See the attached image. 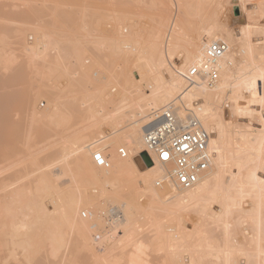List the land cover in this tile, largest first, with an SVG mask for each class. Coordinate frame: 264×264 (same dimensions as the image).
<instances>
[{
  "label": "bare ground",
  "instance_id": "obj_1",
  "mask_svg": "<svg viewBox=\"0 0 264 264\" xmlns=\"http://www.w3.org/2000/svg\"><path fill=\"white\" fill-rule=\"evenodd\" d=\"M89 1L91 0L83 2L81 0L82 3L76 1L77 4L73 7L74 0L71 5L67 0H46L43 7L41 4V7H38L35 4L32 6L33 0L31 5L27 4L30 7L24 12L26 17L37 21L34 29L37 33L36 41L32 45H27V54L30 58L28 63L31 64L37 81V76H41L50 81L65 79L68 83H65L68 86L62 83L64 86L59 91H62V98L65 100H57L58 102L53 104L50 100V107L43 112L32 110L31 119L33 118L35 122L47 121L50 126L57 125L59 128L60 125H67L74 116H78L77 118L81 120L79 121L81 126L78 127H82V133L79 128V131L73 130L74 133L68 130L71 132L68 138L70 143L71 141L74 143L72 144L74 147L70 145L72 147L70 150L65 144L69 147L68 150L65 149V155L59 154L58 150L57 157L67 159L75 156L74 159H69H73L76 175L71 161L66 162L72 165L71 170L79 180L75 178L77 181L74 179L75 186L68 189L66 182L64 185L59 183L66 187L64 188L66 190L57 186L58 182L54 184L69 165L58 172L61 176L57 179L44 168L43 171L46 172L44 175L39 179L37 175L35 176L38 180L36 186L26 183L27 187L30 185L29 189L24 187L25 183L23 186L18 184L15 187L16 181H20L19 173L16 176L18 180L14 176L1 178L0 175V264H63V258L61 260L51 258L52 255L57 256L59 248L65 245V240H69L66 239L68 236L64 237L65 234H70L69 232L74 239L72 245L75 248L72 246V250L75 249L74 252L79 253L78 257L81 255L82 258L83 255L89 259L90 262L87 261L90 264H120L122 258H126L127 264L154 262L157 264L156 256L162 264H264V0L258 1V9L250 8L252 0H233L236 2L232 5L233 9L236 5H241V15L237 18L232 17L230 10L228 12L223 10V0H158L157 5L154 4L155 0H152L161 19L158 18L155 31L148 34L149 37L144 40L143 37H139L141 34L133 30V32L130 30L131 35L127 31L129 35L119 33L120 35L109 37L98 33L97 25L89 17L100 10L94 11V6L92 3L89 4ZM73 11L79 13V20L71 16ZM148 11H151V8ZM48 14L51 16L49 20L42 18ZM193 15L197 16V21L193 20ZM234 23H238L239 28ZM217 40H224L229 45L228 51L219 59V80L213 84L199 81L189 85L181 73L198 64L203 59L207 46ZM0 43L6 46L3 36L0 37ZM2 45L1 49L4 48ZM51 48L55 49L54 56L49 54ZM81 48L91 50L89 54L94 61L98 63L101 61L97 63L99 65L97 67L102 69L100 64L105 65L114 56H118L119 59L125 50L126 55L128 53L134 58L135 66L132 67L134 62L130 64L132 67L130 70V66H127L128 72L124 70L127 69L125 65L123 71L122 67H119L121 73L117 70L119 68L116 69L120 75L114 77L118 81V84L115 83L121 86L119 90L124 92L118 95L124 97L120 100L112 99L110 105L102 103L106 100L104 96L102 97L106 94L102 92H105L104 86L109 82L105 84L104 81L110 80L109 76L112 74L107 73L108 68L105 66L104 70L100 71L101 68L94 70V63L93 65L89 63V67L86 68L85 62H82L86 59L81 60L80 57ZM1 49L0 55L3 56L5 51ZM105 49H108L109 53H105L107 52ZM9 59L3 61L7 63ZM126 60L124 62H127ZM25 73V69H18L5 81L13 83L25 80L29 72ZM64 87L67 89H63ZM10 96L6 97L7 102L11 101L8 99ZM24 96L26 98L22 100L29 107L30 96L28 94ZM59 97L56 96L58 99ZM12 98L16 99V97L10 99ZM99 102L101 105L97 107ZM170 104L176 106L182 117H186L188 111H192L211 133L210 166L190 189H181L169 183L172 167L154 161L155 156L148 151L144 140L146 126L152 119L151 110L161 109ZM33 123L31 124L34 125ZM11 126L0 127V160L6 156L5 154L11 155L6 153L4 148L11 143L14 146L19 135L16 134L18 128L16 130V126L10 128ZM51 129L46 130L44 127L38 129V133L40 130L39 134L46 138L50 136L45 135H48ZM75 131L78 134H75ZM61 135L64 137L62 140L67 138V134L66 137L65 134ZM59 137L58 135L57 138ZM53 142L56 144L58 141ZM47 145L45 146L48 147ZM60 147H63V144ZM121 149L126 151V156L121 155ZM96 151L102 152L109 160V168L97 167L94 164L92 157ZM15 153L13 151L11 156ZM57 153L52 155L53 158L47 161V164L53 163L52 159L54 160ZM35 154L40 161L42 156H38V152ZM37 157L34 158L35 161ZM57 157L55 159L58 161ZM145 158H149L151 164L148 165ZM18 159L15 160L17 164ZM46 159L43 162H46ZM57 161L52 164L54 168ZM43 162L37 161V165L39 163L46 165ZM2 164L3 170L6 166L5 171L13 170L14 164L9 165L11 166L9 170L8 165ZM63 164L61 165L65 167V160ZM55 170L57 171V168ZM1 171L0 168V173ZM22 171L24 173V170ZM39 171L37 169L36 172ZM68 171L72 174V171L67 169ZM11 177H14V180L16 178L14 184V181H9ZM158 180L168 181L162 190L154 186ZM90 186H95L99 197L105 196L100 197L102 199L109 198L113 203L122 200L119 201V205L111 202L107 205L120 206L124 214L123 219L115 221L110 229H106L101 213L105 207L102 209L101 206H97L100 203L96 202L99 197L87 193L86 189ZM52 193L58 197L53 198ZM138 194L148 197L147 206L142 207L148 214L154 215L156 207L159 206L161 211L168 213V216L171 215L170 218L165 215L171 220V225L165 226L166 224H161L158 218H154L151 220L154 234L143 233L142 236H138L133 225L134 220L132 221L142 205L138 201ZM48 195L53 199L52 205L47 203ZM101 201L102 204L105 203L104 200ZM84 211L90 213L89 217H83ZM187 222H190V226ZM120 227H123L122 230ZM95 230L97 231L94 232ZM118 242L123 245L121 250L123 253ZM130 245L132 249L129 248L131 250L127 255L124 254L127 251L124 248ZM74 252H70V255ZM68 258L70 264H77L70 261L72 258L76 261L74 254L72 258L71 256ZM68 258L64 257L67 262ZM67 262L64 261V264Z\"/></svg>",
  "mask_w": 264,
  "mask_h": 264
},
{
  "label": "rangeland",
  "instance_id": "obj_2",
  "mask_svg": "<svg viewBox=\"0 0 264 264\" xmlns=\"http://www.w3.org/2000/svg\"><path fill=\"white\" fill-rule=\"evenodd\" d=\"M32 1L33 0H0V37L1 36H3L4 38H5V40H6V46H4L5 45V42L3 43L4 45H2L1 43H0V49H1V45L4 47V48H2V49H4V51H5V54H3V56H6L5 58L3 57V56H1L0 55V60H1V58H2V60L0 61V127H2V128H5V126H7V128H8V126H11L10 128H12L13 127V125H14V127H15V129L17 130V128H18V133H16V134H21L20 136L19 135H17V140H16V142H14V146H15V149H16V151H15V149H14V146H13V144L11 145V144H8V145H10V147H7L8 145H6V148H9V149H6V148H4L5 149V152L6 153H10L11 155L13 154V151H14V155L13 156H11V155H8V154H5L6 156V159H5V157H3L1 160H0V168L2 169V171H1V173H0V175L2 176H0L1 178H3V177H9L10 178V176H14V177H16L17 175H18V173H19V179H20V181H16V183L17 182H19V183H15V180H16V178H15V180H14V177H11V179L9 180V181H14L13 182V184L15 185V187H17L18 186V184L19 185H21V186H23L24 185V183H25V185H24V187L26 188L27 187V185H26V183L27 184H32V185H35L36 186V184H38V183H36L38 180H37V178L35 177L36 175H37V177H38V179H39V177L41 176V175H44V173H46V172H44L45 171V169H48V170H46L47 171V173L48 174H50V175H52L55 179H57L58 177H60L61 175H62V177H60L58 180H55L52 176H50V175H48L49 177H52V179H54L55 180V182H54V184L56 185V183H57V186H61L60 184H63L64 185V183L66 184V185H68L67 186V188L66 187H64L63 185L60 187L61 189H63V190H66V189H68L69 187H71V186H75V182H77L76 181V179L78 178V176H74V174L76 175V171H75V168H74V163H73V159L75 158V156H71V158H73L72 160H70L71 158L70 157H68L67 159H64L65 157H62L63 158V160H60L59 161V159H62V158H58L57 156H59L58 155V150L60 151V152H63V153H60L59 152V154H63L62 156H64L65 155V149H67V148H69L70 150L72 149V147L71 146H73L74 147V145H72V144H74V143H72V141H71V143H70V140H69V138H68V136H69V133H74V131L73 130H78L79 131V129L81 130V128L80 127H78V126H81V124L79 123V121H81L79 118H77L76 116H74V118H72L69 122H68V124L67 125H60V127L59 128H57V125L55 126H50L49 124H48V122L47 121H42V122H35L34 120H33V118L31 119V114H32V110H36V111H40V112H43V111H46V110H48V107H50V103L49 102H51L50 100H52V104L53 103H55L57 100L58 101H63V100H65L64 98H62V94H61V92H59L60 91V88L62 89V87L64 86L63 84H65V83H67V81L64 79H62V80H60V81H56L55 79L54 80H46L45 78H42L41 76L39 77V76H37L38 77V81H37V78H36V76H35V73L32 71V66H31V64L30 63H28V62H30V58L28 57V52H27V45H32L35 41H36V32H35V25H37V21L36 20H34V19H32L31 17H26L25 15H24V12L27 10V8L28 7H30V5L32 4ZM44 1H46V0H34V2H33V4H32V6H34V4L36 5V6H38V7H41V5H42V7H43V5L46 3V2H44ZM77 1V3H82L83 2V0H82V2H81V0L79 1V0H74V2H73V0H67V2L69 3V5H71V3H72V5H73V7L74 6H76V5H74V4H77V3H75ZM79 1V2H78ZM117 1V2H116ZM115 1V3H113L114 2V0H91V1H89V4H91V5H93L94 6V8H93V10L94 11H97L98 9L100 10V12H96V14L94 15V14H91L90 15V17L89 18H91V19H93V23L94 24H96L97 26V29H98V33H100V34H102L103 33V35H105V36H112V35H117V34H122V35H124V34H128L129 32H130V35H131V31L133 30L134 32L136 31V32H138L139 34H141L139 37H143L142 39L144 40V38L145 39H147L148 37H149V35L148 34H152L151 32H153V31H155V29H156V22H157V20H159L158 18H160L161 19V17H159L160 16V14L158 15L157 14V7H155V5H157L158 4V0H153L155 3V5L153 4V1L152 0H142V2L140 1V3H139V1H136V2H134V1H131L130 3H127V2H125V1H123V0H116ZM148 2L147 4H146V2ZM156 1H158V2H156ZM249 1V0H248ZM255 1H259V0H252L251 2V6H250V8H253V9H258V5H259V2L257 3V2H255ZM38 2V3H37ZM66 2V3H67ZM111 2V3H110ZM120 2V3H119ZM121 2H122V4H121ZM133 2V3H132ZM138 2V3H137ZM223 2H224V7H223V10H225L226 12H228V10H230L231 11V14H232V17H236L237 18V16H240L241 15V5L239 4V5H236L235 7H234V9L232 8V5H234V4H236V2L235 1H233V0H223ZM37 3V4H36ZM95 3V4H94ZM123 3H125V4H123ZM127 3V4H126ZM142 3H144V4H142ZM157 3V4H156ZM27 4H30L29 6L27 5ZM41 4V5H40ZM111 4V5H110ZM132 4V5H131ZM134 4V5H133ZM138 4H139V6H138ZM144 6H142V5ZM121 5V6H120ZM130 5V6H129ZM135 5H136V7H135ZM149 5H151V6H149ZM95 6H97V7H95ZM122 6H124V7H122ZM148 6V7H147ZM159 6V5H158ZM114 7L115 8H117V9H114ZM119 7H121V8H119ZM132 7V8H131ZM138 7V8H137ZM141 7V8H140ZM153 7L154 8H156V9H153ZM69 8V7H68ZM95 8H97L96 10H95ZM129 8H131V9H129ZM151 8V11H148V9H150ZM119 9V10H118ZM121 9V10H120ZM125 9H128V10H125ZM139 9V10H138ZM70 10V9H69ZM116 10V11H115ZM124 10V11H123ZM130 10V11H129ZM136 10V11H135ZM141 10V11H140ZM134 11V12H133ZM123 13H125V14H123ZM130 13H132V14H130ZM159 13V12H158ZM71 16L73 17V19H80V17H79V13L78 12H76V11H73L72 13H71ZM158 16V17H157ZM231 16V15H230ZM42 18L43 19H45V20H49L50 18H51V16L48 14L47 16L46 15H44V16H42ZM192 18H193V20H196L197 21V16L196 15H193L192 16ZM132 22V23H131ZM159 22V21H158ZM157 22V23H158ZM134 23V24H133ZM133 24V25H132ZM234 25L237 27V28H239V25H238V23H234ZM128 28V29H127ZM132 28H134V29H132ZM127 29V30H126ZM43 29H40V31H42ZM131 30V31H130ZM139 30V31H138ZM127 31H129V32H127ZM132 31V32H133ZM123 32H125V33H123ZM40 34H41V32H40ZM108 34V35H107ZM119 34V35H120ZM129 35V34H128ZM148 36V37H147ZM147 37V38H146ZM1 49V50H2ZM84 48H81L80 50H81V60H83V58H85L86 59V61H82V62H85V67L87 68V66L88 65H90V64H92V63H94V65H95V63H96V65L94 66L93 64V67L95 68H92V69H94V70H97V69H100L99 67H97V65L99 64V63H101V61H99V63H98V61L96 62V61H94V58H92V56H91V54H89V53H91V50L89 51V50H87V49H84ZM106 50V49H105ZM104 50V51H105ZM109 50H110V48H109ZM107 52H105V53H109L108 52V49L106 50ZM126 51V50H125ZM125 51L122 53L123 55V57L121 56L119 59H118V56L117 57H115L114 56V58H112L111 59V63H112V65H111V63L110 62H107L110 66H108V64L106 63L105 65H103V64H100L102 67H103V69L101 68L100 69V71L101 70H104V66H105V68H108V70L106 69V71H107V73L108 74H112V75H114V76H112V75H110L109 77H110V80L108 79V80H106V81H104L105 82V86H104V89L105 90H103V91H105V92H102V93H104V94H106V95H102V97L103 98H105L106 100H103L102 101V103L103 104H106V105H110V103L111 102H113V100L112 99H114V100H117L118 98H119V100L122 98V97H124V96H121L123 93L121 92V90H119V89H121V88H119V87H121V86H119V85H117L118 83V81H116L115 80V78L117 77V76H119L120 75V73L123 71V65H125L126 67L125 68H127V66L129 67V70L133 67V66H135V60H134V58L131 56V55H129L128 53H127V55H126V53H125ZM127 52V51H126ZM4 53V52H3ZM49 54L50 55H52V56H54V54H55V49H53V48H51L50 50H49ZM121 55V54H120ZM119 55V56H120ZM124 55H125V58H124ZM128 55L130 56V57H128ZM127 56V57H126ZM11 60H10V59ZM28 58V59H27ZM90 58V59H89ZM8 60L9 59V61L7 62V63H5V61H3V60ZM127 59V60H126ZM129 59V60H128ZM134 60V61H132V60ZM116 60V61H115ZM122 60V61H121ZM127 61V62H124V61ZM3 61V62H2ZM89 61V62H88ZM117 61H118V63H117ZM131 61V62H130ZM87 62V63H86ZM134 62V64L132 65V67H131V65L130 64H132ZM3 63V64H2ZM90 63V64H89ZM98 63V64H97ZM124 63V64H123ZM128 64V65H126V64ZM92 65L90 66V67H92ZM118 65V66H117ZM99 66V65H98ZM106 66H108V67H106ZM114 66V67H113ZM89 67V66H88ZM97 67V68H96ZM119 67H122V71L120 70L121 68H119ZM21 68H23V69H25V71H26V73L25 74H27L28 72V74L26 75V76H28V77H25V80H21V81H17V82H13V83H6V79L7 78H9L16 70H18V69H21ZM110 68H111V71H109L110 70ZM117 68H119V69H117ZM118 71H120V73L119 72H117V70ZM124 70H126L127 72L129 71L128 70V68L127 69H124ZM109 71V72H108ZM114 71V72H113ZM32 72V73H31ZM105 72V71H104ZM34 73V74H33ZM114 73V74H113ZM116 73V74H115ZM119 73V74H118ZM107 74V75H108ZM35 76V77H34ZM111 76H112V78H111ZM29 77H31V78H29ZM115 77V78H114ZM34 78V79H33ZM40 78V79H39ZM114 78V79H113ZM35 79H36V81H35ZM43 79V80H42ZM5 81V82H4ZM112 81V83H110ZM45 82H47V83H45ZM117 84H116V83ZM63 83V84H62ZM110 83V84H109ZM68 84V83H67ZM67 84H65L66 86H68ZM46 85V86H45ZM106 86H107V88H106ZM113 86H114V88H113ZM63 89H67L66 87H64ZM108 89V90H107ZM116 89V90H115ZM117 89H118V91H117ZM52 90V91H51ZM110 90V91H109ZM145 90H146V88H145ZM54 91H56V92H59L60 94H61V98L59 97V95H57V94H55V92ZM66 91V90H65ZM64 90H63V92H65ZM49 92H52L51 94L49 93ZM107 92V93H106ZM110 92V93H109ZM112 92V93H111ZM24 93V94H23ZM122 93V94H121ZM13 94H15L14 96H13ZM17 94V95H16ZM29 95L30 96V105H29V107H27V105H25V103H24V99L26 98L24 95ZM113 94V95H112ZM118 94H121L120 95V97H119V95ZM9 95H11L10 97H8V99L9 100H11V101H9V102H7L6 101V97L7 96H9ZM20 95V97H18ZM54 95H56L57 97H59V99L58 98H56V96H54ZM23 96V97H22ZM108 96V97H107ZM115 96H117V98L115 97ZM11 97H16V99L15 98H12V99H10ZM49 97L51 98V99H49ZM54 97H55V99H54ZM114 97V98H113ZM102 98V99H103ZM109 98V99H108ZM23 99V100H22ZM48 99H49V101H48ZM61 99V100H60ZM111 99V100H110ZM108 100V101H107ZM6 101V102H5ZM54 101V102H53ZM57 101V102H58ZM106 101V102H105ZM56 102V103H57ZM108 102H109V104H108ZM118 102V101H117ZM101 105V103L99 102V104H97V107H99ZM36 108V109H35ZM29 109V110H28ZM46 109V110H45ZM147 113H149V111L147 112ZM74 115V114H73ZM72 116V115H71ZM76 117V118H75ZM32 120V121H31ZM32 122H34L33 124L34 125H32L31 123ZM47 122V123H46ZM38 123H40V124H38ZM46 123V125H44ZM36 125V126H35ZM48 125V127H50V128H46V126ZM52 125V124H51ZM64 126V127H63ZM67 126V127H66ZM13 127V128H14ZM32 127V128H31ZM36 127L38 128V129H44V127H45V129L46 130H49V129H51V127H52V129H53V132H52V129L49 131V133H48V135H45V136H49V137H46V138H43V136H41L39 133H40V130H39V133H38V129H36ZM55 127H56V129H55ZM77 128V129H76ZM79 128V129H78ZM20 129V130H19ZM35 129H36V131H35ZM57 129H59V130H57ZM60 129H62V131L60 130ZM72 129V130H71ZM84 129V128H83ZM68 130H70V131H68ZM60 131V132H59ZM67 131V132H66ZM86 131V130H85ZM88 131V130H87ZM86 131V132H87ZM22 132V133H21ZM64 132V133H63ZM66 132V133H65ZM81 133H82V130L80 131ZM79 132V133H80ZM54 133V134H53ZM57 133H59V134H57ZM78 134V132H76L75 131V134ZM28 134V135H27ZM56 134V135H55ZM61 134H65V137H66V134H67V138H68V142L66 141V139L67 138H65L64 140H65V142H64V140H62L64 137L61 135ZM35 135H36V137H35ZM58 135L60 136L59 137V139L57 138L58 137ZM72 135V134H71ZM44 136V137H45ZM51 136H52V138H51ZM74 136V135H73ZM72 136V137H73ZM27 137V138H26ZM40 137H42V138H40ZM32 140H31V139ZM38 138H40V139H38ZM35 139H37V140H35ZM45 139V140H44ZM54 139H56V140H54ZM61 139V140H60ZM27 140H28V142H27ZM40 140V141H39ZM59 140H60V142L61 141H63L62 143H60L59 142ZM51 141L53 142V141H58L56 144H54L55 142H53V143H51ZM29 143V144H27V143ZM16 143V144H15ZM48 144V145H47ZM51 144H54V146L52 145L51 146ZM62 144H63V147H60V146H62ZM65 144L66 145H68L69 147H67V146H65ZM44 145V146H43ZM45 145H47L48 147H46ZM57 145V147H55ZM60 145V146H59ZM71 145V146H70ZM18 148H17V147ZM41 148H39V147ZM50 146V147H49ZM65 146V147H64ZM13 147V149H11ZM54 147V148H53ZM27 148H28V150H27ZM36 148V149H35ZM46 150H45V149ZM53 148V149H52ZM62 148H64V149H62ZM26 149V150H25ZM32 149V150H31ZM39 149V150H38ZM44 149V150H43ZM60 149H62V150H60ZM10 152H9V151ZM34 150V151H33ZM48 150V151H47ZM53 150V151H52ZM57 150V151H56ZM68 150V149H67ZM66 150V151H67ZM69 150V151H70ZM18 151V152H17ZM42 151V152H41ZM43 151L45 152V153H43ZM12 152V153H11ZM28 152H30V153H28ZM35 152L37 153H39L38 154V156L40 155V157L42 156V158H40L41 160L39 161V160H37L38 159V157L37 156H35V155H37V154H35ZM65 152V153H64ZM41 153V154H40ZM55 153H57L56 154V156H55V158L57 157L58 158V161L54 158V160L52 159V162L54 163L55 161H57L56 162V167L55 168H57V171L55 170V168H54V164L52 165V164H50L51 162H49L48 164H47V161H51V158H53L52 157V155L54 156L55 155ZM29 154V155H28ZM35 154V155H34ZM43 154V155H42ZM51 154V155H50ZM32 155H34L35 157H37L36 158V161H35V157L33 156L32 157ZM25 156V157H24ZM28 158H27V157ZM48 156H50V157H48ZM7 157L9 158L10 157V159H7ZM29 157H31V158H29ZM61 157V156H60ZM18 158H20V160L18 159ZM25 158V159H24ZM44 158V159H43ZM46 158H48V160L46 159ZM50 158V159H49ZM70 158V159H69ZM17 159H18V161H19V163L17 164ZM22 159V160H21ZM34 159V160H33ZM45 159H46V162H43V160L45 161ZM92 159V158H91ZM4 160H5V162H4ZM16 160V161H15ZM27 162H26V161ZM64 160H65V167H63L62 165H64L63 163H64ZM66 160H68L69 162L71 161V164L73 165H71L70 163L68 164V161L66 162ZM3 161V162H2ZM7 161V162H6ZM12 163H11V162ZM14 161H15V164H16V166H19V167H16L15 166V164H14ZM21 161H23V162H21ZM31 161V162H30ZM35 161V162H34ZM37 161L38 162H43L44 164H46V165H43L42 163H39V165H37L38 163H37ZM61 161L63 162V163H61ZM5 163V166L6 165H8V163H9V165H13L12 166V168H13V170H9V169H11L10 167L11 166H9L8 167V170L10 171H5V170H7V166L5 167L6 169L5 170H3L4 168H2V166L4 165V164H2V163ZM24 162H26V163H24ZM59 162H60V164H59ZM22 163H23V165H22ZM30 163V164H29ZM33 165H32V164ZM35 163H36V165L38 166V168H37V166L35 165ZM62 164V165H61ZM27 165V166H26ZM29 165V166H28ZM47 165H48V167H47ZM50 165H52V166H50ZM58 165H59V167H62V168H59L58 167ZM61 165V166H60ZM71 165L73 168H74V171H75V173L73 174V170H71L72 169V167L70 166V168H69V166ZM32 166V167H31ZM34 166V167H33ZM51 167V170H50V167ZM67 166H68V168H67ZM4 167V166H3ZM36 167V168H35ZM40 167H42V168H40ZM47 167V168H46ZM52 167L54 168V169H52ZM16 168V169H15ZM18 168V169H17ZM21 168V169H20ZM35 168V169H34ZM45 168V169H44ZM65 168H67L68 170H70V171H72V174H71V172H67V169L66 170H63V169H65ZM20 169V170H19ZM30 169H31V171L33 172H31L30 171ZM35 171H34V170ZM37 169L38 170H40L39 172H36L37 171ZM43 169H44V171H43ZM59 169V170H58ZM19 170V172H16V171H18ZM22 170H24V173H23V171ZM27 170V171H26ZM49 170H50V173H49ZM53 170H55V171H53ZM63 170V171H62ZM3 171H4V173H3ZM14 171V172H13ZM60 171H62V173H61V175H59L58 174V172L60 173ZM11 172H13V173H11ZM16 172V175H14V173ZM20 172H22L23 173V178L21 177V175H22V173L20 174ZM52 172V173H51ZM63 172H65V173H63ZM8 173V174H7ZM10 173V174H9ZM37 173V174H36ZM67 173V174H66ZM12 174V175H11ZM38 174H40V175H38ZM56 174H58V175H56ZM70 174H71V180H70ZM8 175V176H7ZM66 175H68L67 177H66ZM74 177H73V176ZM26 176H28V178L26 177ZM57 176V177H56ZM21 177V178H20ZM34 177H35V179H34ZM73 177V178H72ZM24 178H27V179H24ZM76 178V179H75ZM24 179V180H23ZM32 179H34V180H32ZM64 179H66V180H64ZM72 179H73V181H72ZM74 179H75V182H74ZM17 180H18V178H17ZM21 180H23V181H21ZM33 181V183H32V181ZM37 180V181H36ZM77 180H79V179H77ZM28 181H29V183H28ZM74 183H72V182ZM21 182H23V183H21ZM71 182V183H70ZM60 183V184H59ZM13 184H12V186H13ZM23 184V185H22ZM30 184V185H31ZM30 185H28V189L30 188L29 186ZM31 185V186H32ZM65 185V186H66ZM77 185V184H76ZM34 186V187H35ZM56 186V187H57ZM154 186H156L157 187V189L158 190H162V188H160V187H158L156 184H154ZM58 187V188H59ZM82 186H80V188H81ZM95 186H90L89 187V189L87 188L86 190H87V193H89L90 195H95V196H97V197H99V195L97 194L98 192L96 191V188H94ZM32 188V187H31ZM64 188H66V189H64ZM84 188V187H83ZM60 189V190H61ZM92 192V193H91ZM96 192V193H95ZM54 194L56 193L57 194V192H53ZM52 193V197L54 198V197H58L57 195L55 196L54 194ZM49 196V197H48ZM47 196V203L49 204H51L52 203V200L53 199H51L52 197L50 196V195H48ZM100 197H103L102 195L100 196ZM99 197V200L97 201L96 200V202L98 203L99 201H100V203L99 204H97V206H101L102 207V209L105 207H109V206H107V205H109V204H114V205H119V201L120 202H122V200H116L114 203L111 201V199L109 200V198H107L108 200H106V199H102V198H100ZM105 197V196H104ZM103 197V198H104ZM46 199L44 198V200H45V202H46ZM106 200L105 201V203L103 202V204H102V201L101 200ZM114 200V199H113ZM50 201V202H49ZM107 201H109V202H107ZM118 201V202H117ZM138 201H139V203L140 204H142L141 205V208L142 207H144V205L145 206H147V202H149V199H148V197L147 196H145V195H143V196H141V194H138ZM111 202V203H110ZM49 204V205H50ZM120 204H122L123 205V203H120ZM52 205V204H51ZM95 206H96V204H95ZM96 206V207H97ZM159 207V206H158ZM158 207H156L157 209H155V211H154V215H152V214H148V212H146L145 211V208L142 210L141 208H140V210H138V211H136V213H135V215L133 216V219H132V221L134 220V222H133V225H134V228H135V231L137 232V234H139L138 236H142L143 235V233H144V235L145 234H147V235H150L151 233L152 234H154V231H153V228H154V226H153V220L152 219H154V218H158L157 220L161 223V224H163L164 223V225L165 226H167V224H170L171 225V220L169 221L168 220V218L167 217H171V215H167L168 213H165L164 211H161V209L160 208H158ZM159 209H160V211H159ZM142 210V211H141ZM144 211V212H143ZM156 211H157V213H156ZM140 212V213H139ZM161 212H164V214H162ZM147 213V214H146ZM160 213V214H159ZM155 214H159L158 216L157 215H155ZM151 215V216H150ZM161 215H162V217H161ZM165 215H167V217H165ZM138 216V217H137ZM154 216V217H153ZM157 216V217H156ZM153 217V218H152ZM151 218V219H150ZM165 218V219H164ZM166 218H167V220H166ZM150 220V221H149ZM152 220V221H151ZM137 221V222H136ZM163 221V222H162ZM166 222V223H165ZM187 224L190 226V222L188 223L187 222ZM136 226V227H135ZM103 228V227H102ZM122 228L123 227H120L119 229H121L122 230ZM103 230V229H102ZM97 230H95L94 232H96ZM69 231L67 230V233H68ZM66 233V232H65ZM64 233V234H65ZM70 234H68V235H64V237L65 236H68L69 238H67L66 237V239H69L68 241L67 240H65V242L63 241V244L65 243V245H63V246H61L60 248L62 249H60L59 248V252L57 251V256H55V255H52V258L51 259H53V258H55V259H53V260H61L62 258H63V264H64V261L65 262H67L65 259H64V257L65 258H68L69 256H71V258L73 257V254H74V257H75V260L76 261H74V258H72V259H70V261L72 260V262H77V264L79 263H81V264H88L90 261H89V259H87L86 257H83V255H82V258H85V259H82L81 258V255H79V257L81 258H79L78 257V252L76 253V252H74L75 251V249H74V251L72 250L73 248H75L74 247V245H72V237H73V235L71 236V232H69ZM70 235V236H69ZM70 237H71V240H70ZM74 240V239H73ZM126 241V240H125ZM125 241H124V243H125ZM70 242V243H69ZM122 243H123V241H121ZM123 243V244H124ZM69 244H70V246H69ZM120 242H118V245L119 246H122V247H119L120 248V251L122 250V248H123V245L121 244ZM68 247H67V246ZM65 246V247H64ZM72 246H73V248H72ZM62 247H64V248H62ZM66 248V249H65ZM68 248V249H67ZM71 248V249H70ZM119 248L118 249H116L117 251L119 250ZM128 248V249H127ZM129 248H131L132 249V246L130 245V246H127L126 247V249L124 248V250L126 251V253H124V254H126L127 255V253L131 250H129ZM70 250V251H69ZM72 250V251H71ZM65 251V252H64ZM117 251H115L116 253H117ZM119 251V252H120ZM124 251V252H125ZM70 252L72 253V252H74L72 255H70ZM118 252V253H119ZM122 253H123V251H121ZM121 252L119 253L120 254V256H121ZM59 253H61L62 254V256H61V254H59ZM75 253L77 254V255H75ZM156 254V253H155ZM157 255V254H156ZM155 255V256H156ZM18 256H20V255H18ZM55 256V257H54ZM77 256V257H76ZM124 257V256H123ZM125 257H127V256H125ZM81 261H79V260ZM125 259L126 258H122L121 260H122V262L120 261V264H127L126 262H127V260L125 261ZM89 262H88V261ZM156 263L157 264H162V262L160 263L159 261H158V259H157V256H156ZM82 261H84V262H82ZM155 261V260H154ZM86 262V263H85ZM68 264H70L71 262H69V258H68V262H67ZM66 263V264H67ZM72 264H76V263H72ZM90 264V263H89ZM154 264H155V262H154Z\"/></svg>",
  "mask_w": 264,
  "mask_h": 264
},
{
  "label": "built area",
  "instance_id": "obj_3",
  "mask_svg": "<svg viewBox=\"0 0 264 264\" xmlns=\"http://www.w3.org/2000/svg\"><path fill=\"white\" fill-rule=\"evenodd\" d=\"M228 49L229 45L224 40L210 43L203 59L181 73L184 80L189 85L199 81L215 83L220 78L219 59ZM150 116L152 119L146 126L144 140L148 151L155 156L152 157L153 160L166 167H172L169 183L181 189L194 187L200 175L211 163L212 153L209 148L211 133L192 111H188V115L182 117L174 104L152 109ZM120 153L126 156L124 149H121ZM92 158L97 167H110L109 160L102 152H94ZM166 183L168 181L158 180L156 185L162 188ZM101 213L106 229H110L115 221L124 217L120 206L106 207ZM89 215V212H83V217L87 218Z\"/></svg>",
  "mask_w": 264,
  "mask_h": 264
},
{
  "label": "water",
  "instance_id": "obj_4",
  "mask_svg": "<svg viewBox=\"0 0 264 264\" xmlns=\"http://www.w3.org/2000/svg\"><path fill=\"white\" fill-rule=\"evenodd\" d=\"M145 161L148 165L151 164V160L149 158H145Z\"/></svg>",
  "mask_w": 264,
  "mask_h": 264
},
{
  "label": "snow or ice",
  "instance_id": "obj_5",
  "mask_svg": "<svg viewBox=\"0 0 264 264\" xmlns=\"http://www.w3.org/2000/svg\"><path fill=\"white\" fill-rule=\"evenodd\" d=\"M165 159H167V153H165Z\"/></svg>",
  "mask_w": 264,
  "mask_h": 264
}]
</instances>
